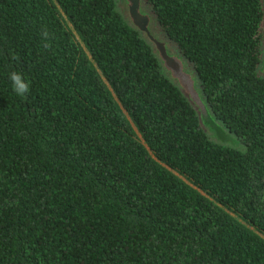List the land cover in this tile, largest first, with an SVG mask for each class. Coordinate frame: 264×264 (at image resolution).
<instances>
[{
    "label": "trees",
    "instance_id": "16d2710c",
    "mask_svg": "<svg viewBox=\"0 0 264 264\" xmlns=\"http://www.w3.org/2000/svg\"><path fill=\"white\" fill-rule=\"evenodd\" d=\"M146 1L239 148L114 0H0V264H264L262 1Z\"/></svg>",
    "mask_w": 264,
    "mask_h": 264
},
{
    "label": "water",
    "instance_id": "95a60500",
    "mask_svg": "<svg viewBox=\"0 0 264 264\" xmlns=\"http://www.w3.org/2000/svg\"><path fill=\"white\" fill-rule=\"evenodd\" d=\"M114 1L116 10L120 12L127 24L151 46L152 53L157 58L165 76L191 104L207 137L214 143L238 147V139L233 136L210 108L194 65L162 31L147 1ZM261 1L264 13V0ZM256 72L258 76L264 77V38Z\"/></svg>",
    "mask_w": 264,
    "mask_h": 264
},
{
    "label": "clouds",
    "instance_id": "9594fccd",
    "mask_svg": "<svg viewBox=\"0 0 264 264\" xmlns=\"http://www.w3.org/2000/svg\"><path fill=\"white\" fill-rule=\"evenodd\" d=\"M42 38L44 40H48L50 38V33L45 27L42 29ZM45 48H50L51 44L50 43H45L44 44ZM8 79L11 82V88L12 91L17 95L20 96L21 98L26 97L30 93V84L27 82V80L24 78L22 73L13 71L10 72L8 75Z\"/></svg>",
    "mask_w": 264,
    "mask_h": 264
},
{
    "label": "rangeland",
    "instance_id": "374dc122",
    "mask_svg": "<svg viewBox=\"0 0 264 264\" xmlns=\"http://www.w3.org/2000/svg\"><path fill=\"white\" fill-rule=\"evenodd\" d=\"M231 146V145H230ZM239 146H240V144H239ZM239 146L238 147H236V148H239ZM234 147V146H233Z\"/></svg>",
    "mask_w": 264,
    "mask_h": 264
}]
</instances>
